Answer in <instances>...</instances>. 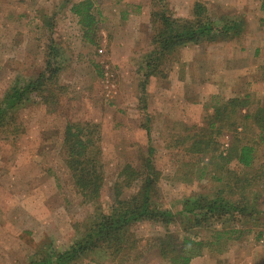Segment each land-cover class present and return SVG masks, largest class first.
<instances>
[{
  "label": "rangeland",
  "instance_id": "1",
  "mask_svg": "<svg viewBox=\"0 0 264 264\" xmlns=\"http://www.w3.org/2000/svg\"><path fill=\"white\" fill-rule=\"evenodd\" d=\"M81 1L0 0V99L16 78L39 75L49 38L65 66L57 80L63 87L59 104L48 109L27 102L17 112L22 132L0 140V264H26L43 240L64 247L73 239V226L94 209L74 193L60 157L67 124L99 127L103 199L112 197L122 167H138L151 148L160 173V202L177 214L183 198L211 193L218 165L216 161L210 166L208 156L186 153L178 139L206 129L214 105L225 100L248 95L242 116H252L264 106V12L260 8L264 0H131L143 8L127 10L121 9L123 0H92L98 47L83 42L81 27L71 14V7ZM197 2L215 20H243L242 35L187 45L177 63L166 69V77L151 78L142 95L135 67L151 45L150 13L158 4L174 17L186 18ZM94 65L102 66L101 77ZM241 120L237 130L224 128L220 135H212L210 149L213 155L225 153L235 141L254 148L253 166L238 173L253 177L255 188L262 192L257 207L261 214L251 220L253 226L243 228L246 234L238 241L229 242L220 253L205 249L190 264H264V127L251 118ZM200 171L205 172L201 182ZM183 227L177 217L168 231L183 236ZM198 232L200 240L211 238V230ZM164 234L159 224L136 226L139 248L132 256L140 257L122 264H170L158 252L157 240ZM100 260L82 264H120Z\"/></svg>",
  "mask_w": 264,
  "mask_h": 264
},
{
  "label": "trees",
  "instance_id": "2",
  "mask_svg": "<svg viewBox=\"0 0 264 264\" xmlns=\"http://www.w3.org/2000/svg\"><path fill=\"white\" fill-rule=\"evenodd\" d=\"M157 7L150 13L153 27L150 48L140 56L135 67L137 90L142 95L151 78L166 77V69L177 63L182 48L231 40L243 33V20H215L199 2L193 5L186 18L174 17L168 8L158 4ZM92 8V0H82L70 11L81 27L83 42L98 47L97 21ZM260 8L264 12V1ZM59 51L49 38L39 75L27 80L16 78L3 94L0 99V140L16 138L22 132L17 112L27 102L33 101L48 109L59 104L63 87L57 80L65 68L58 58ZM94 68L101 77L102 66L94 65ZM248 100L249 96L245 95L242 99L231 98L214 105L206 129L178 139L186 153L208 156L210 166L216 161L218 165L212 175L215 187L211 193L199 192L183 198L177 214L160 202V173L153 163L151 148L140 159L138 167L131 164L122 167L113 184L112 197L103 199L104 169L99 127L91 123L67 124L60 157L74 193L85 204L94 205V209L82 223L73 226L74 236L68 244L57 247L50 240H43L36 245L26 264H82L99 259L126 263L134 258L132 255L139 248L134 228L148 222L165 228V234L157 240L158 252L170 264H190L205 249L220 253L229 242L238 241L246 234L243 228L253 226L251 220L261 214L257 207L263 198L262 192L255 188L253 177L238 173L253 166L254 148L248 144L237 145L235 141L225 153L213 155L215 152L210 149V143L211 136L220 135L224 128L237 130L241 119L251 118L264 127V106L252 116L241 115L248 108ZM204 178L205 172L200 171L198 180L201 182ZM177 217L184 226L183 236L168 231ZM201 229L212 231L209 240L198 239ZM139 257L137 254L134 259Z\"/></svg>",
  "mask_w": 264,
  "mask_h": 264
},
{
  "label": "crops",
  "instance_id": "3",
  "mask_svg": "<svg viewBox=\"0 0 264 264\" xmlns=\"http://www.w3.org/2000/svg\"><path fill=\"white\" fill-rule=\"evenodd\" d=\"M116 2H120L121 0H115ZM121 9L127 10V9H142L143 7L139 4V6H134L131 0H123L121 3ZM72 14V13H71ZM96 16L101 17L100 13L97 12ZM123 17H127L126 13L124 12Z\"/></svg>",
  "mask_w": 264,
  "mask_h": 264
}]
</instances>
